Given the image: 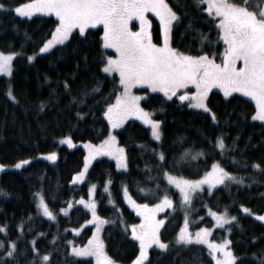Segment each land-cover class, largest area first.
I'll return each mask as SVG.
<instances>
[{"label": "trees", "instance_id": "trees-1", "mask_svg": "<svg viewBox=\"0 0 264 264\" xmlns=\"http://www.w3.org/2000/svg\"><path fill=\"white\" fill-rule=\"evenodd\" d=\"M26 2L28 0H0L6 5L0 9V51L17 53L11 76L0 75V163L12 166L21 159L32 158L20 169L0 174V188L8 193L7 196L0 195V225L6 226V232H0V240L7 243L20 236L17 251L26 249L28 255L19 256L18 264H25L26 258H32L34 237L41 254L51 251L50 264H95L91 256L80 257L71 251L74 245L86 244L94 231L93 224L85 223L90 219L88 209L78 203L81 197H88L90 184L96 185L97 213L116 221L104 224L102 236L105 250L119 264H131L139 253V242L131 236L130 228L125 233L124 225L136 224L140 218L127 205L122 184L127 185L138 203L158 202L157 196L165 194L163 190L148 193L137 190L138 187L154 189L156 184L161 189L167 186V194L173 200L172 208L162 213L165 221L160 229L161 239L169 242L170 247L165 250L151 246L145 264H215L203 244L184 246L174 243L185 215L179 203V192L168 185L166 178L159 177L155 166L159 158L151 149L163 151L171 160L185 148L203 149L205 156L179 168L174 174L194 179L203 174L213 160H219L226 170L245 180L242 185L232 182L228 188L218 186L211 193L207 188L202 192L198 190L188 205L191 230L212 226L213 219L208 210L222 211L227 206L229 214L237 217L238 225L229 222L224 228H215L212 238L219 241L226 236L232 241L231 247L237 256L235 264H260L258 258L264 254V222L251 212L264 214V122L251 119L255 103L239 93L225 97L220 91L212 90L207 103L218 118V123H213L210 114L202 109L190 108L177 97L169 100L162 93L141 88L142 93L149 92L147 100L142 97L141 106L149 111L155 109L153 118L162 121V140L150 138L149 127L129 117L120 129H114L118 144L125 148L128 168L118 169L115 160L97 158L88 168L85 179L73 183V175L83 167L85 150L81 146L69 147L61 140L70 136L76 143H98L107 135L109 126L102 115L103 104L94 101L110 96L107 102H113L115 93L122 89L116 87V73L101 71L103 58L114 55L115 50L102 47L103 27L97 26L87 28L83 34L75 31L64 46L39 53L41 42L50 35L58 19L44 14L22 17L14 12L15 6ZM169 3L180 14L179 24L174 22L172 47L191 55H199L201 49L210 54L215 52L219 62L224 44L218 39L215 18L202 11L205 5L197 7L196 0H169ZM250 4L264 5V0H250ZM151 19L153 40L161 42L159 21L153 15ZM190 22L191 27H188ZM131 28L136 29L135 21ZM201 33L208 37L203 44L200 43ZM29 55H34L32 61L27 59ZM64 81L68 82L67 89ZM97 81L100 82L99 93L84 95ZM9 85L16 96L15 101L7 95ZM73 97L84 102L78 104ZM217 135L222 136L227 146L223 159L219 155L220 149L214 146ZM141 144L148 147L142 148ZM50 151L57 152L55 161L40 157L41 153ZM253 162L259 163L261 168L253 169ZM145 164L149 167L145 168ZM164 167L173 171L169 164ZM149 176L156 179L150 180ZM109 179L108 189L115 204L108 202V192L104 191ZM41 186L46 202L57 214L56 220L38 212L33 193ZM52 195L56 197L55 201L50 198ZM69 201L72 207L68 212H60L59 209L68 207ZM240 205L251 212L243 213ZM120 215L124 225L120 223ZM20 224L23 231L18 227ZM229 226L232 230L227 232ZM73 228H79V232L72 231ZM53 236H56L55 241ZM68 241L73 244L69 245ZM6 250H0V257ZM3 259L4 264H13L11 258Z\"/></svg>", "mask_w": 264, "mask_h": 264}, {"label": "snow or ice", "instance_id": "snow-or-ice-1", "mask_svg": "<svg viewBox=\"0 0 264 264\" xmlns=\"http://www.w3.org/2000/svg\"><path fill=\"white\" fill-rule=\"evenodd\" d=\"M196 5H205L202 8L204 13L215 18V25L218 29V39L223 41L224 49L220 53V60L217 62V53L205 52L201 49L199 55H191L172 47L171 35L174 22L179 24L180 14H178L169 0H28L27 3H20L14 7V12L20 16L31 17L33 13H51L58 18L50 35L41 42L38 48L39 53H46L55 48V46H64L69 40L73 29H78L83 34L89 26H103L102 47L105 49H115L116 55L105 56L102 60L101 71L107 74L118 73V82L116 87L122 88L115 93L113 102H107L109 97L94 101L95 104H103L102 115L107 118L109 130L107 135L100 140L98 144L91 141L84 142L87 154L83 157V170L75 173L71 182L82 181L85 178L89 164L93 159L99 156L107 155L113 157L116 161V168L127 169L128 159L124 146L118 144L117 136L113 134L112 129H120L123 123L129 117H136L149 126L150 138L155 141L162 140V121L153 118V109L149 111L141 106V95L133 92L137 85H147L151 92L163 93L166 98L171 100L178 97V101H188V107L202 109L210 114L213 123H218V118L212 109L208 106L207 100L211 89L218 87L223 90L225 97L233 93H243L255 101V112L252 120L264 121V5H251L250 0H196ZM6 5L0 3V9ZM147 13H153L159 19V27L162 32V40L159 43L154 42L152 34V20ZM135 18L139 21V27L133 30L129 22ZM188 27H191V22ZM199 31V30H197ZM208 37L206 34H200V43L203 44ZM210 44L215 43L209 41ZM17 55L14 51H0V73L11 76L13 71V58ZM29 61L34 59L33 55L27 57ZM239 63V66H238ZM47 79V77H45ZM100 82L86 91L84 95L99 93ZM189 85L194 86L195 91L189 90ZM64 87H69L68 82L64 81ZM7 95L13 100L11 85ZM149 92L143 93V98L147 100ZM76 102L83 103V99ZM43 108V103L40 105ZM82 116L83 113H77ZM180 139V138H178ZM209 144H212L210 138ZM61 143H66L69 147L74 146L70 136L62 138ZM216 148L220 149L219 155L223 159L227 146L221 135L215 139ZM140 147L147 148L146 144ZM234 147V144H233ZM158 156V162L155 165L158 175L166 178L168 185H172L179 191L180 205L185 207L191 205L193 195L198 194L207 186V191L217 185H223L228 188L229 183L244 184L242 176H237L233 172L226 170L219 160H213L210 167L197 178H187L183 175L174 174L179 168L197 162L205 156L203 149L193 151L191 148H185L178 155L174 154L169 160L163 151L151 149ZM50 161L57 159V152L50 151L46 154ZM31 157L21 159L12 167L20 169L27 165ZM236 162V158H231ZM169 164L173 171L164 167ZM6 167L0 164V170ZM149 165L145 164V168ZM253 169H260L259 163L253 162ZM153 180L156 177L149 176ZM111 180H107L104 185V191L108 192L109 203L115 204L111 198V192L108 185ZM122 192L127 203L132 206L142 218L139 224L124 225L122 215L120 223L124 225L125 233L130 228V234L139 242V253L131 261V264H145L148 260V249L156 245L159 249H168L170 243L162 240L160 227L163 225V219H157V213L165 208H172L173 200L167 194V186L161 189L156 184L154 189L137 188L138 192H159L163 190L165 194L157 196V203H138L129 193L127 185L122 184ZM96 188L95 184H90L89 194H92ZM0 195L7 196L8 193L0 188ZM55 201L56 197H50ZM33 199L36 202L38 212H42L45 217L56 220V213L50 209L46 202L43 186L33 193ZM79 204L84 205L91 212V219L86 220V224H95V231L83 246L74 245L71 247L72 253L80 257H94L95 264H119L105 250V242L101 238L100 232L104 224L116 223L115 220H108L97 213V205L94 199L85 200L81 197ZM206 206V205H205ZM72 207L71 201L68 207L59 209L60 212L67 213L68 208ZM243 213H250L251 209L240 205ZM119 215V209H116ZM214 217L215 224L224 227L229 222H237L235 215H230L228 207L225 206L222 211L208 210ZM257 219L264 221V214L251 212ZM188 215L185 214L184 225L174 238L175 244L184 246L196 242L197 244L207 245L208 253L215 260V264H235L237 256L233 253L231 247L232 241L226 236L219 240L209 239L212 229L207 227L197 228L195 233L189 231ZM23 231V225H18ZM231 226L226 231L230 232ZM67 231V229H65ZM72 231L79 232V228H73ZM0 232H6V226L0 225ZM37 235H43L37 233ZM17 240H0V250L7 249L0 257V264H4V257L11 258L13 264H18V257H27L26 249L17 251ZM53 241L56 236L52 237ZM255 239V237H253ZM72 245V241L67 242ZM35 237L31 241V259H25V264H50L51 251L40 253L36 248ZM255 255V253H253ZM260 264H264V254L259 258Z\"/></svg>", "mask_w": 264, "mask_h": 264}, {"label": "rangeland", "instance_id": "rangeland-1", "mask_svg": "<svg viewBox=\"0 0 264 264\" xmlns=\"http://www.w3.org/2000/svg\"><path fill=\"white\" fill-rule=\"evenodd\" d=\"M27 3V2H26ZM37 14H44V15H54V14H51V13H33V15L32 16H34V15H37ZM146 15H148V17H149V19L150 20H152L151 19V15H153L154 17H155V15L153 14V13H147ZM31 16V17H32ZM55 16V15H54ZM22 17H28V16H22ZM57 18V17H56ZM158 21H159V19L157 18V17H155ZM58 19V18H57ZM133 21H135L136 22V29L139 27V21L138 20H136L135 18H133V20H131L130 22H129V26L131 27V23L133 22ZM97 26H102V25H96L95 27H97ZM89 27H92V26H89ZM88 27V28H89ZM103 27V26H102ZM87 29V28H86ZM85 29V30H86ZM136 29H133V30H136ZM75 31H78V29H73V32H75ZM161 31V30H160ZM72 32V33H73ZM161 40H162V32H161ZM154 42H156V41H154ZM156 43H159V42H156ZM115 50V49H114ZM114 55H116V53H114ZM34 56V55H33ZM14 59V58H13ZM12 63H13V61H12ZM238 66H239V63H238ZM117 75H118V73H116ZM0 75H7V74H3V73H0ZM141 88H146L148 91H150V89H148V86L147 85H137V86H135L134 88H133V92L134 93H136L137 95H141L142 97H143V93L140 91V89ZM122 90V89H121ZM189 90L190 91H195V88H194V86H191V85H189ZM212 90H218V91H220L221 93H223V90L222 89H220V88H218V87H214L213 89H211L210 91H212ZM160 93V92H159ZM210 93V92H209ZM163 94V93H162ZM239 94H242V95H244L243 93H239ZM245 96V95H244ZM246 97H248V96H246ZM178 98V97H177ZM249 99H251L254 103H255V101L251 98V97H248ZM182 102H186V103H188V101H182ZM133 118V117H132ZM135 119H137L138 121H140L138 118H136V117H134ZM141 123H143L142 121H140ZM262 122H264V121H262ZM149 127V126H148ZM112 132H113V134L115 135V132H114V129H112ZM74 142V141H73ZM118 142V141H117ZM99 143V142H98ZM98 143H94V144H98ZM74 146H81L84 150H85V155L87 154V149L84 147V142H79V143H76V142H74ZM41 158H43V159H46V160H48L47 159V157H46V155H41L40 156ZM101 157H107V158H110V159H113V160H115L113 157H110V156H107V155H103V156H99V157H96L95 159H97V158H101ZM95 159H93L92 161H91V163L95 160ZM50 161V160H49ZM29 162H30V160H29ZM116 162V161H115ZM91 163L89 164V167H90V165H91ZM0 164H2V163H0ZM5 165V164H4ZM23 166H25V165H23ZM13 169H16L15 167H12L11 165H6V167L3 169V170H0V174L2 173V172H4V171H7V170H13ZM81 170H83V167H82V169ZM88 170V169H87ZM87 173V172H86ZM85 177H86V174H85ZM85 179V178H84ZM83 181V180H82ZM82 181H77V183H80V182H82ZM167 183H168V181H167ZM169 186H171V187H173L174 189H175V187L174 186H172V185H169ZM218 186H222V185H217V186H215L212 190H214L216 187H218ZM204 188H207V186L205 185L204 186ZM175 190H177L178 191V189H175ZM179 192V191H178ZM90 199H94V192L92 193V194H88V197L87 198H85V200H90ZM95 200V199H94ZM125 201H126V203H127V200L125 199ZM127 205L131 208V209H133V211L135 212V214L140 218V220L142 219L140 216H139V214L136 212V210L134 209V208H132V206L130 205V204H128L127 203ZM84 206V205H83ZM166 209H168V208H165L163 211H161V212H158L157 213V219H163L164 221H165V218L162 216V213L166 210ZM89 211V210H88ZM183 212H184V215L187 213V215H188V221H189V209H188V206H185V207H183ZM89 213H90V219H91V212L89 211ZM211 216V215H210ZM212 217V216H211ZM257 217V216H256ZM184 219H185V217H184ZM212 219H213V225L212 226H209V227H207V228H211L212 229V231H211V234H210V236H209V239H213L212 238V234H213V232H214V230H215V228H222V227H220L219 225H216L215 224V219H214V217H212ZM264 222V221H263ZM140 223V221H138L136 224H139ZM189 223H190V221H189ZM189 223H188V227H189V231L190 232H192L193 234L195 233V231H196V229L195 230H191V228H190V226H189ZM93 224V227H94V231H95V224L94 223H92ZM164 224V223H163ZM183 225H184V221H183ZM163 225H161V227H162ZM226 226V225H225ZM224 226V227H225ZM103 227H104V225L102 226V228H101V232H100V235H101V238L103 239V236H102V232H103ZM161 227H160V229H161ZM183 227V226H182ZM223 227V228H224ZM93 231V232H94ZM134 238V237H133ZM219 242V241H218ZM192 243H196V242H192ZM204 246H206L207 247V245H205V244H203ZM153 246V245H152ZM149 250V249H148ZM92 258H94V257H92ZM95 259V258H94ZM214 262H215V260H214Z\"/></svg>", "mask_w": 264, "mask_h": 264}]
</instances>
